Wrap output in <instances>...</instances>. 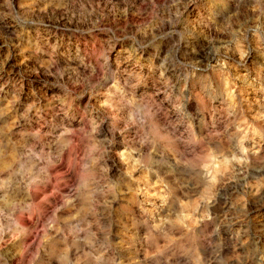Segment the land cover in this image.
Instances as JSON below:
<instances>
[{"label":"rangeland","instance_id":"obj_1","mask_svg":"<svg viewBox=\"0 0 264 264\" xmlns=\"http://www.w3.org/2000/svg\"><path fill=\"white\" fill-rule=\"evenodd\" d=\"M0 264H264V0H0Z\"/></svg>","mask_w":264,"mask_h":264}]
</instances>
